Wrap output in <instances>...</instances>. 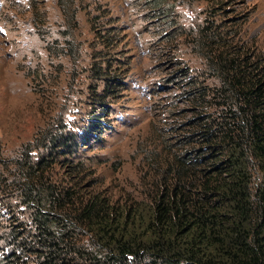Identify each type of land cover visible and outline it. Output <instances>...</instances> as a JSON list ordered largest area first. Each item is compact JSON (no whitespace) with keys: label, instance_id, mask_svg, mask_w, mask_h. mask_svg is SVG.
I'll return each instance as SVG.
<instances>
[{"label":"trees","instance_id":"obj_1","mask_svg":"<svg viewBox=\"0 0 264 264\" xmlns=\"http://www.w3.org/2000/svg\"><path fill=\"white\" fill-rule=\"evenodd\" d=\"M202 1L188 21L182 6ZM144 5L173 65L154 89L177 90L150 183L140 197L115 198L99 157L83 154L113 129L129 67L118 18L92 16L89 115L70 121L57 104L30 139L0 151V264H264V40L250 32L248 2ZM64 45L46 48L79 52L74 39Z\"/></svg>","mask_w":264,"mask_h":264},{"label":"rangeland","instance_id":"obj_2","mask_svg":"<svg viewBox=\"0 0 264 264\" xmlns=\"http://www.w3.org/2000/svg\"><path fill=\"white\" fill-rule=\"evenodd\" d=\"M144 2L0 0L1 152L10 153L30 139L57 104L62 105L61 111L70 121L89 115L83 66L95 38L90 18L112 15L125 33L120 55L129 63L126 89L115 105L113 129L83 154L99 157L96 167L115 198L140 197L153 177L151 169L163 153L161 137L173 124L166 104L177 91L174 85L165 83L154 89L173 65L161 58L163 50L157 49L160 41H154L157 23L147 21ZM247 2L251 10L250 32L264 40V0ZM205 7L202 1L185 4L182 10L188 21L196 23ZM55 39L62 46H66V40L74 39L79 52L70 55L65 47V56L49 54L47 42ZM41 70L49 82L37 80V71ZM50 105L54 109L47 111Z\"/></svg>","mask_w":264,"mask_h":264}]
</instances>
